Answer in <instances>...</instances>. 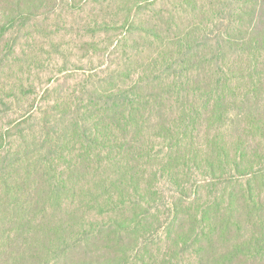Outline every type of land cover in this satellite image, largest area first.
Returning a JSON list of instances; mask_svg holds the SVG:
<instances>
[{"label":"trees","instance_id":"1","mask_svg":"<svg viewBox=\"0 0 264 264\" xmlns=\"http://www.w3.org/2000/svg\"><path fill=\"white\" fill-rule=\"evenodd\" d=\"M54 1L0 7V264H264V0H68L117 63L38 94Z\"/></svg>","mask_w":264,"mask_h":264},{"label":"rangeland","instance_id":"2","mask_svg":"<svg viewBox=\"0 0 264 264\" xmlns=\"http://www.w3.org/2000/svg\"><path fill=\"white\" fill-rule=\"evenodd\" d=\"M122 3L123 0H114L112 5L117 6ZM9 6L10 0H0L1 8L8 9ZM53 6H55V10L53 15L50 16L49 25H53L50 30L55 33L48 34L46 38L36 34L34 39L28 42L32 54L40 56L39 59L43 60L35 70L30 72V79L33 81L35 91L38 94L48 85L50 77H53L60 66H64V69L73 70L79 75L80 68L85 67L102 71L110 67V70H112L114 69L113 65L117 63L115 55L110 54L111 52L105 54V52L99 50L106 46L104 43L106 35L101 33L95 39L85 36V22L90 19L91 13H96L99 8L91 5L84 11H72L68 5V0H55ZM112 9L106 5L101 10L99 9L95 18L97 25L102 26L104 22L112 27L116 21H119L120 17L114 18L112 16L116 8L114 11ZM55 25L58 27L55 28ZM21 43H23V40H21ZM96 49L98 51L93 52ZM76 74L70 79L71 84L75 83V78H79ZM64 75L71 74L66 72ZM40 101L39 96H37L34 103Z\"/></svg>","mask_w":264,"mask_h":264}]
</instances>
